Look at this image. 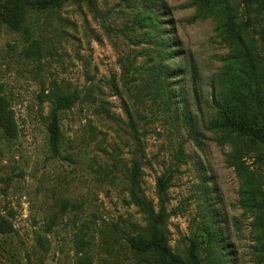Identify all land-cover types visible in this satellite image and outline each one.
<instances>
[{"label": "rangeland", "instance_id": "374dc122", "mask_svg": "<svg viewBox=\"0 0 264 264\" xmlns=\"http://www.w3.org/2000/svg\"><path fill=\"white\" fill-rule=\"evenodd\" d=\"M141 1L31 10L28 32L0 19V218L13 224L0 234V264H134L120 228L145 220L128 203L126 165L141 159L144 192L156 200L157 179L178 163L179 147L167 203L172 249L183 255L209 226L223 263L264 264V159L244 158L263 193L246 209L231 146L209 129L226 64L240 66L236 34L264 61V1L150 0L158 38L171 32L174 44L165 62L179 72L168 113L143 87L157 49ZM225 17L236 23L228 28ZM237 23L246 31L237 33ZM55 82L80 93L63 114L59 151L46 119Z\"/></svg>", "mask_w": 264, "mask_h": 264}, {"label": "trees", "instance_id": "16d2710c", "mask_svg": "<svg viewBox=\"0 0 264 264\" xmlns=\"http://www.w3.org/2000/svg\"><path fill=\"white\" fill-rule=\"evenodd\" d=\"M98 0H5L0 3V19L14 30L29 31L26 23L29 12H51L61 9L69 2L77 4L86 3L91 10L98 11ZM261 1V0H260ZM264 1V0H262ZM140 21L150 29V36L155 40L157 49L152 62L145 68L143 87H148L155 101L163 106L168 113L176 103L179 95L176 94L175 81L179 72L176 66L165 62L168 57L174 58V44H169L171 32L167 36L158 38L157 17L153 15V6L150 0L138 2ZM212 10V9H211ZM236 23L224 18V25L228 28ZM238 24V23H237ZM246 31L244 26L238 24L236 30ZM227 36L230 30L227 31ZM238 44V69H228L232 62L226 64L225 80L215 96V115L210 120L209 129L219 134L222 142L231 146L228 154L229 163L235 167L241 178L242 205L246 209L258 207L261 203V188L259 180L254 179L253 172L245 164L246 156L254 153L259 159H264V61L251 47L247 52L242 44V37L236 34ZM169 49V50H168ZM233 76L235 78H233ZM237 81V83H234ZM49 102L46 115L47 130L51 145L59 151L62 141V117L80 99L78 90H69L57 82L45 94ZM5 98L0 95V104ZM183 115L190 121L189 114L183 110ZM178 163L175 167L167 169L157 179L156 200L149 198L143 189V163L141 159L132 157L130 164L126 165L124 172L128 203L137 207L142 213L145 224L124 219V228H120L122 238L134 254V264H225L216 249L215 230L205 226L203 232L190 239L189 245L183 255L175 252L170 245L169 218L172 211L168 210V189L171 186L175 171L179 170V162L183 161L182 148L177 151ZM12 222L0 218V234L11 232ZM205 251V255H202Z\"/></svg>", "mask_w": 264, "mask_h": 264}]
</instances>
